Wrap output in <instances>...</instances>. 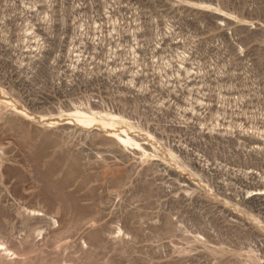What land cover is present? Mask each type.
<instances>
[{"label": "rangeland", "instance_id": "obj_1", "mask_svg": "<svg viewBox=\"0 0 264 264\" xmlns=\"http://www.w3.org/2000/svg\"><path fill=\"white\" fill-rule=\"evenodd\" d=\"M0 264H264V0H0Z\"/></svg>", "mask_w": 264, "mask_h": 264}, {"label": "bare ground", "instance_id": "obj_2", "mask_svg": "<svg viewBox=\"0 0 264 264\" xmlns=\"http://www.w3.org/2000/svg\"><path fill=\"white\" fill-rule=\"evenodd\" d=\"M121 136V135H120ZM120 138V137H119ZM121 139V138H120ZM123 139V138H122ZM128 140H129V138H128ZM136 144V143H135Z\"/></svg>", "mask_w": 264, "mask_h": 264}]
</instances>
